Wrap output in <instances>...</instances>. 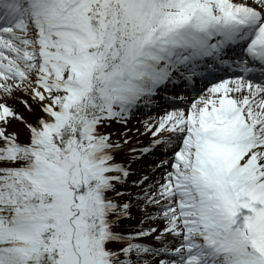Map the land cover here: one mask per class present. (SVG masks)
<instances>
[{
    "label": "snow or ice",
    "instance_id": "1",
    "mask_svg": "<svg viewBox=\"0 0 264 264\" xmlns=\"http://www.w3.org/2000/svg\"><path fill=\"white\" fill-rule=\"evenodd\" d=\"M0 264H264V0H0Z\"/></svg>",
    "mask_w": 264,
    "mask_h": 264
}]
</instances>
